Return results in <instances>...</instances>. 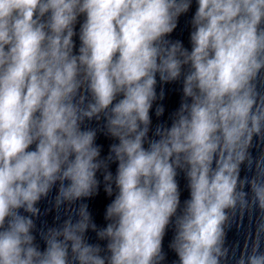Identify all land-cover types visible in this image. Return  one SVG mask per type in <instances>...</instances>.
Instances as JSON below:
<instances>
[{"label":"clouds","instance_id":"1","mask_svg":"<svg viewBox=\"0 0 264 264\" xmlns=\"http://www.w3.org/2000/svg\"><path fill=\"white\" fill-rule=\"evenodd\" d=\"M192 3L0 0V264H162L170 224L179 264H222L226 227L257 208L236 264H264V154L250 152L264 140V0H196L189 50L167 37ZM157 76L182 78L183 96L171 125L153 131ZM91 121L102 129H82ZM98 130L118 141L104 159ZM245 164L251 178L240 176ZM101 170L116 195L98 229L87 204L73 205L98 192ZM54 188L67 219L41 232L40 251L33 217ZM89 229L108 255L86 242Z\"/></svg>","mask_w":264,"mask_h":264}]
</instances>
